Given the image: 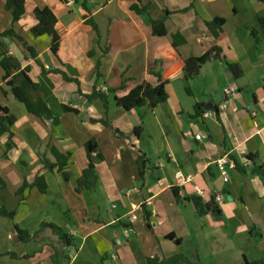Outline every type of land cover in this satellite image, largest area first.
<instances>
[{
  "label": "crops",
  "instance_id": "crops-1",
  "mask_svg": "<svg viewBox=\"0 0 264 264\" xmlns=\"http://www.w3.org/2000/svg\"><path fill=\"white\" fill-rule=\"evenodd\" d=\"M5 2L0 0V31L14 29L37 56L11 40L0 52L19 59L12 73L29 67L39 85L34 96L58 123L31 115L5 86L0 65V103L15 117L13 147H7L8 134L0 136V264H147L149 257L176 253L202 264H242L264 257V0H26L25 14L15 23ZM134 4L144 13L137 14ZM45 6L57 16L58 58L49 36L32 33L34 10ZM216 18L225 20L218 38L206 25ZM150 19L163 20V36L153 34ZM213 46L225 60H211L186 79L185 61ZM161 81L167 99L154 109L127 110L114 100L142 83ZM229 84L236 93L226 109L197 117L196 105L218 107ZM95 88L116 89L108 109L100 100H87ZM88 142L102 156L95 162L98 180L94 189L78 191L89 165ZM52 147L70 153L63 171L48 170L40 159L55 162ZM223 156L241 165L229 170L228 182L217 166ZM246 159L253 161L250 166H244ZM179 170L192 176L182 188L174 181ZM41 175L46 193L36 186L19 192L25 181L33 184ZM217 194L223 195L216 201L219 212L205 215L184 199L198 195L208 203ZM43 223L63 229L69 242ZM17 227L30 240H19Z\"/></svg>",
  "mask_w": 264,
  "mask_h": 264
},
{
  "label": "trees",
  "instance_id": "trees-1",
  "mask_svg": "<svg viewBox=\"0 0 264 264\" xmlns=\"http://www.w3.org/2000/svg\"><path fill=\"white\" fill-rule=\"evenodd\" d=\"M140 1V0H138ZM25 5L26 0H6L5 2V8L11 13L13 23L17 22L24 14H25ZM132 9L137 12V14L144 13V10L139 8L137 4H134L132 6ZM35 17L37 19V24L32 28V33L36 37L47 35L51 38L50 42V51L51 53L58 58V51L61 45V38L56 30V24H57V16L54 12V9L49 6L45 7H37L34 10ZM89 24L93 26L94 29L97 30L96 25L90 21L87 20ZM150 23L152 26L153 34L163 36L166 33L165 26L163 20L159 19H150ZM225 23V20L223 18H216L211 21H207L206 25L209 28V30L212 32L214 37H219L222 33V27ZM260 23L262 27L264 28V18L260 19ZM253 36L255 39L258 40V36L256 32L253 31ZM5 38L10 39L11 41L16 42L23 51L29 53L32 57L37 56V52L33 46H31L26 39L15 32L14 29L5 30L3 32L0 31V46H8V44L5 42ZM179 36L173 37V43L175 46H177L180 42ZM0 65L3 69V76L2 80L5 83V86L9 89L10 93L20 102H22L26 108L27 111L42 120H53L54 124L58 123V119L54 117L52 111L50 110L49 106L41 100L39 97L34 96V92L36 93L38 91V83L31 80V78L28 75L29 67L24 68L23 70H18L16 73H12L13 70H17L18 68L14 65L12 59L13 57L8 56L5 52H0ZM223 59L225 60V57L222 55L221 48L217 46L213 47H206L205 53L200 57H190L185 61L184 66V74L186 79L191 80L198 76L202 66L214 59ZM229 69H231L236 77L241 75V70L237 65H233L230 63H227ZM65 80H73L67 76L66 73L60 72ZM101 74L98 73V77H100ZM159 78H161L160 75H158ZM161 80V79H160ZM4 90V88H1ZM5 92V91H4ZM116 92L115 88H109L107 92H104L102 90H97L96 88L93 90V92L89 95H86V98L89 102L94 100H100L103 107L105 109H108L110 97ZM167 99V92L165 90V82L161 81L157 85H152L150 83H142L132 89L129 94L123 97H114V100L118 106H121L127 110L133 109V108H140V107H147L149 109H154L159 104H162ZM203 104L198 103L196 105V112L197 117L201 116L206 112L202 109ZM214 112L218 114V107L214 108ZM15 122L14 115L10 112L8 107L5 105H2L0 103V136L4 134L9 135V141L7 144L8 148L13 147L12 143V125ZM102 123L105 126H111L113 125L109 123L107 120H103ZM135 135L138 137L141 134V130L139 127L135 128ZM88 159H89V165L88 167L83 170V173L81 177L77 181V190H91L94 189V187L97 184V172L95 167V162L97 160H100L102 158L101 153L98 150V147L96 143L88 142L85 145ZM50 152L55 159V162L50 160L47 156L41 155L40 159L43 162L45 168L48 170H53L56 166L59 170H64V168L67 166L68 161L70 159V153H61L56 148L52 147L50 149ZM138 160L140 161L141 165L145 164L147 162V159L144 157V155H140ZM237 169H241L240 163L235 160ZM261 169H253V172H261ZM29 186H36L38 190L41 193L47 192V183L45 182V177L43 175L37 176L33 184H27L25 181L22 187L19 189V192H23L27 187ZM176 194V192H175ZM177 196V194H176ZM179 199V197L177 196ZM187 201H191L193 205L195 206L197 213L199 215H205L209 212L211 213H217L219 212L218 207L216 206V201L213 198L210 202L205 203L203 199L198 195H193L190 197L184 198ZM180 201V200H179ZM4 214L8 216H12L9 213L3 211ZM144 214L147 218H149V212L144 208ZM42 227H50L52 228L57 234L61 235V238L65 244L69 242V237L64 232L63 229L60 227L43 223L41 225ZM17 237L19 240L23 242H27L30 240L31 235L25 230H21L18 227L16 228ZM168 238H173L172 235H169ZM177 242H180L178 239H176ZM147 264H202L201 262H193L191 261L186 255L182 253H176L174 255H171L166 258H159L157 256L149 257L147 258ZM242 264H264V257L257 258L253 260L244 259Z\"/></svg>",
  "mask_w": 264,
  "mask_h": 264
},
{
  "label": "built area",
  "instance_id": "built-area-1",
  "mask_svg": "<svg viewBox=\"0 0 264 264\" xmlns=\"http://www.w3.org/2000/svg\"><path fill=\"white\" fill-rule=\"evenodd\" d=\"M48 68V67H47ZM236 93V87L229 84L224 88V94H225V100L220 103L218 105V112L219 111H223L226 109L227 104H228V98L233 96ZM212 111H206L204 112V114L202 115V117L206 118L209 117L210 115H212ZM256 113L253 112L252 115H255ZM189 134V133H188ZM195 139L197 140H201L202 136L201 134H196L195 135ZM252 160L251 159H246L244 161V166H250L252 164ZM217 166L220 168L221 171V175L223 177V180L225 182H228L230 180V176H229V170L235 169L236 168V163L234 161L233 158H230L229 156H223L222 158H220L217 161ZM175 185L178 187H184L186 184H188L189 182L192 181V176L191 175H186L184 174L182 171H177L175 173ZM199 194L202 195L203 191L202 190H198ZM215 201H219L223 199V195L222 194H217L216 197L214 198ZM132 219H136V217H133ZM124 235L126 237L129 236V230L125 229L124 230ZM116 244L120 245L122 244V240L117 239L116 240Z\"/></svg>",
  "mask_w": 264,
  "mask_h": 264
},
{
  "label": "water",
  "instance_id": "water-1",
  "mask_svg": "<svg viewBox=\"0 0 264 264\" xmlns=\"http://www.w3.org/2000/svg\"><path fill=\"white\" fill-rule=\"evenodd\" d=\"M4 40H5L6 43H10V42H11L10 39H8V38H5ZM12 61H13V63L15 64L16 67H20V66H21L20 61H19L18 58L14 57V58L12 59ZM204 110H205V111H213V110H214V106H213V104H212L211 102L207 103V104L204 106Z\"/></svg>",
  "mask_w": 264,
  "mask_h": 264
}]
</instances>
